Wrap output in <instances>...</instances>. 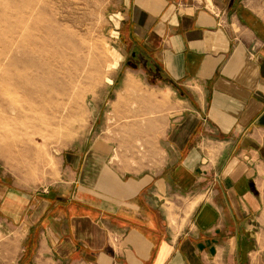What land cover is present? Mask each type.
Here are the masks:
<instances>
[{
	"label": "crops",
	"instance_id": "1",
	"mask_svg": "<svg viewBox=\"0 0 264 264\" xmlns=\"http://www.w3.org/2000/svg\"><path fill=\"white\" fill-rule=\"evenodd\" d=\"M123 1L117 135L66 154L60 187L0 185L22 259L264 264V0Z\"/></svg>",
	"mask_w": 264,
	"mask_h": 264
},
{
	"label": "rangeland",
	"instance_id": "2",
	"mask_svg": "<svg viewBox=\"0 0 264 264\" xmlns=\"http://www.w3.org/2000/svg\"><path fill=\"white\" fill-rule=\"evenodd\" d=\"M123 2L0 0V185L60 187L70 178L66 154L117 135L110 102ZM182 211L173 217L180 224ZM23 234L0 215V264H30Z\"/></svg>",
	"mask_w": 264,
	"mask_h": 264
},
{
	"label": "bare ground",
	"instance_id": "3",
	"mask_svg": "<svg viewBox=\"0 0 264 264\" xmlns=\"http://www.w3.org/2000/svg\"><path fill=\"white\" fill-rule=\"evenodd\" d=\"M18 79H20V77L18 78ZM24 86H25V84H24ZM25 88L27 89V86H25ZM27 91H29L28 89H27ZM20 115H19V113H17V117H19ZM20 118V117H19ZM18 118V119H19ZM21 119V118H20ZM54 119H55V117H54ZM58 119V118H57ZM57 119H55V120H57ZM62 119V118H61Z\"/></svg>",
	"mask_w": 264,
	"mask_h": 264
}]
</instances>
